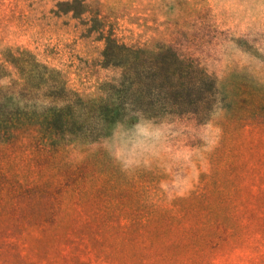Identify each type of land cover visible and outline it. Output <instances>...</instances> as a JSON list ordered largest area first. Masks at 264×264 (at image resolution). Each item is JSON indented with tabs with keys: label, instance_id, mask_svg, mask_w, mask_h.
Returning <instances> with one entry per match:
<instances>
[{
	"label": "rangeland",
	"instance_id": "1",
	"mask_svg": "<svg viewBox=\"0 0 264 264\" xmlns=\"http://www.w3.org/2000/svg\"><path fill=\"white\" fill-rule=\"evenodd\" d=\"M0 264H264V0H0Z\"/></svg>",
	"mask_w": 264,
	"mask_h": 264
},
{
	"label": "trees",
	"instance_id": "2",
	"mask_svg": "<svg viewBox=\"0 0 264 264\" xmlns=\"http://www.w3.org/2000/svg\"><path fill=\"white\" fill-rule=\"evenodd\" d=\"M177 60L180 61V62H182V63H184V62L186 63L185 60H184V62H183V60L178 59V58H177ZM62 115H63L62 108L60 107L58 109H54L49 115H47L46 117H44V121L46 123H48V125H52L54 123V121H56L55 119L57 117L60 118ZM11 124L12 125H21L22 122H21V119L16 118V120H14L13 122H11Z\"/></svg>",
	"mask_w": 264,
	"mask_h": 264
}]
</instances>
